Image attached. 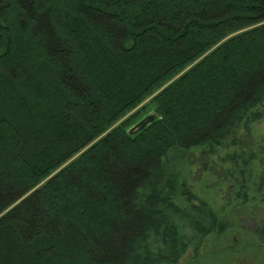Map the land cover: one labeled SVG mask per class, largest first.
<instances>
[{
    "label": "trees",
    "instance_id": "16d2710c",
    "mask_svg": "<svg viewBox=\"0 0 264 264\" xmlns=\"http://www.w3.org/2000/svg\"><path fill=\"white\" fill-rule=\"evenodd\" d=\"M56 2L0 0V264H182L230 226L187 189L181 170L203 160L264 221L251 129L264 118V0ZM208 51L152 99L151 124L116 126L39 185Z\"/></svg>",
    "mask_w": 264,
    "mask_h": 264
},
{
    "label": "rangeland",
    "instance_id": "374dc122",
    "mask_svg": "<svg viewBox=\"0 0 264 264\" xmlns=\"http://www.w3.org/2000/svg\"><path fill=\"white\" fill-rule=\"evenodd\" d=\"M52 1L56 2L58 0ZM263 23L264 22H261L259 25ZM247 29L248 28H245L235 32L233 35L239 34ZM219 44L214 46L212 49L217 47ZM20 49L22 48L20 47ZM210 51L193 61L185 69L170 78L161 88L147 96L134 108L127 111L114 125L95 138L89 146L87 145L84 147L71 159L47 175L39 185L46 183L53 177V175H56L72 161L76 160L88 147L95 144V142L105 136L116 126H121L123 123L127 122L124 127L130 131L135 124L147 115H157L152 99L162 89L187 72L189 68L193 67ZM251 129L253 132V140L257 142L264 141V118L252 124ZM225 151L232 152L233 149L225 148ZM173 159L176 163L187 161L185 157L180 159V154L178 153L173 156ZM179 166L184 167V164L180 165L179 163ZM210 166L211 169L205 171V161L203 160V162L201 161L199 165H191L189 168H183L181 173H184L185 175L184 177L188 184L187 189L192 190L199 199L211 204V207H213L223 220H230V226L222 233L215 232L214 234L208 236L198 250H195L196 248L194 249L193 247L190 248L182 257L180 262L182 264H264V233H261V229H264V221H256L255 218L251 219L245 217L246 214L242 211L243 206L241 203L238 201L231 203L234 198L232 194H230L229 197L226 195L228 185H226L223 177L224 170L220 169V165L211 164ZM72 197L73 195H70V198ZM79 198L80 200H85L81 195H79ZM76 213L80 214V219L83 221L85 220L84 222L87 224H96V217L93 213H87L85 211L78 212L77 210Z\"/></svg>",
    "mask_w": 264,
    "mask_h": 264
},
{
    "label": "water",
    "instance_id": "95a60500",
    "mask_svg": "<svg viewBox=\"0 0 264 264\" xmlns=\"http://www.w3.org/2000/svg\"><path fill=\"white\" fill-rule=\"evenodd\" d=\"M156 115L155 114H149L146 117H144L142 120H140L137 124H135L131 130L130 133L134 134L138 132L139 130L145 128L149 123H151L153 120H155Z\"/></svg>",
    "mask_w": 264,
    "mask_h": 264
}]
</instances>
